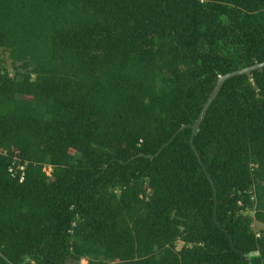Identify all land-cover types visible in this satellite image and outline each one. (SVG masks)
Segmentation results:
<instances>
[{
	"label": "trees",
	"instance_id": "1",
	"mask_svg": "<svg viewBox=\"0 0 264 264\" xmlns=\"http://www.w3.org/2000/svg\"><path fill=\"white\" fill-rule=\"evenodd\" d=\"M262 62L264 0H0V264H264V68L178 132Z\"/></svg>",
	"mask_w": 264,
	"mask_h": 264
},
{
	"label": "water",
	"instance_id": "2",
	"mask_svg": "<svg viewBox=\"0 0 264 264\" xmlns=\"http://www.w3.org/2000/svg\"><path fill=\"white\" fill-rule=\"evenodd\" d=\"M264 68V62L262 63H259V64H254L250 67H246L244 69H241V70H236L234 72H231V73H228V74H225L223 76H221L212 92V94L210 95V97L208 98L207 102L205 103L202 111H201V114L200 116L198 117V119L196 120V122L193 124V125H188V126H183L178 132L188 128L191 130V137H190V145H191V148L192 150L194 151V153L198 156V153L196 151V148L194 146V136L196 135L200 125L202 124L203 120L205 119V116L207 114V111L209 109V107L211 106L212 102L217 98L223 84L231 79V78H234V77H238V76H243V75H249L250 73H252L253 71H256V70H261ZM177 132V133H178ZM177 133L174 135L176 136ZM161 152V150H159V152L156 154V156ZM147 158H154L155 156H146ZM201 163V162H200ZM205 174L207 176V179L209 181V183L211 184L212 188H213V192H214V197H215V210H214V219L216 221V195H217V191L212 183V180L210 178V176L207 174V172L205 171ZM243 257V255H242Z\"/></svg>",
	"mask_w": 264,
	"mask_h": 264
},
{
	"label": "rangeland",
	"instance_id": "3",
	"mask_svg": "<svg viewBox=\"0 0 264 264\" xmlns=\"http://www.w3.org/2000/svg\"><path fill=\"white\" fill-rule=\"evenodd\" d=\"M4 59H5V58H4ZM6 61H7V60H6ZM7 66L10 68V62H9V61H8ZM50 172H51V168H46V173H47V174H50ZM180 247H181V245L179 244V245H178V248H180ZM81 264H86V261H85V260H82Z\"/></svg>",
	"mask_w": 264,
	"mask_h": 264
}]
</instances>
